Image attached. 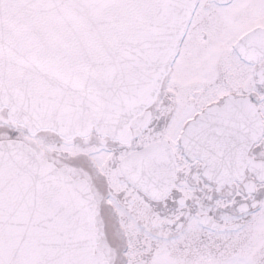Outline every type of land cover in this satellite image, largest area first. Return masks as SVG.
I'll list each match as a JSON object with an SVG mask.
<instances>
[{"label":"snow or ice","instance_id":"6c2138e0","mask_svg":"<svg viewBox=\"0 0 264 264\" xmlns=\"http://www.w3.org/2000/svg\"><path fill=\"white\" fill-rule=\"evenodd\" d=\"M0 264H264V0H0Z\"/></svg>","mask_w":264,"mask_h":264}]
</instances>
